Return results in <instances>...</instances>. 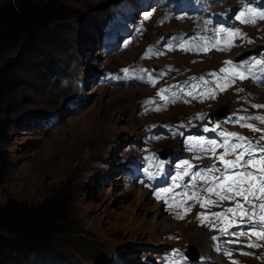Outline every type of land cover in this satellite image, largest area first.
Segmentation results:
<instances>
[{"label":"rangeland","instance_id":"obj_1","mask_svg":"<svg viewBox=\"0 0 264 264\" xmlns=\"http://www.w3.org/2000/svg\"><path fill=\"white\" fill-rule=\"evenodd\" d=\"M16 1L0 0V8ZM33 1L52 3L65 12L66 19L50 29L62 40V46L45 41L26 58L16 47L6 50L0 60L2 69L21 57L38 73L13 100L14 126L3 143L9 164L0 187V206L22 204L33 209L58 193L66 194L72 203L64 223L66 232L55 238L50 250L32 249L29 263L104 264L119 260L121 264H160L164 251L172 252L182 245L206 262L217 264L213 255L204 253L207 250L200 244L204 237L209 246L227 244L220 245L224 251L217 258L223 261L218 264L233 262L238 246L243 247L248 237L240 236L241 243H228L236 237L227 238L220 229L232 223V232L238 228L235 225H249L248 221L232 213L216 220L212 213L235 207L237 201L244 203L241 198L201 208L188 200L193 192H199L202 200H216L203 191L211 185L203 184L175 198L187 200L186 207L191 205L184 219H176V211L183 209L169 215L153 203L142 185L152 179L148 173L161 164L160 152L172 148L182 155L183 162V144L199 148L195 141L202 139L207 146L206 141L217 136L222 142L221 131L264 147L261 132L236 123L239 116H264V108L252 107L264 105V88L256 87L257 79L249 76L220 91L210 75L223 77L221 69L227 67L226 61L243 63L247 68L252 57L264 59V20L246 25L236 19L249 9L264 12V0ZM221 28L238 29L247 39H235L228 51L183 50L221 39L217 36ZM257 47L260 51L255 56L233 61ZM123 69H128L129 75ZM255 72L264 75L259 69ZM161 90H168L164 93L168 103L161 99ZM209 90L215 91V98L203 97ZM189 92L192 95H187ZM149 100L155 103L146 104ZM224 106L232 115L212 119L211 115ZM156 107L161 110H152ZM247 122L264 130L259 121ZM206 127L210 129L207 132ZM193 128L199 132L185 139ZM213 128L216 130L211 131ZM223 149L217 148L218 153L207 161L220 162L217 157ZM134 159L144 163L140 186L132 183ZM225 159L234 160L235 156ZM198 160L194 163L205 161ZM176 192L185 193L182 184ZM201 213L210 216L208 224L198 223ZM144 222L147 231L139 235ZM208 234L217 239L210 240ZM225 251L232 255H225ZM174 253L165 257L167 263L181 255L179 250Z\"/></svg>","mask_w":264,"mask_h":264},{"label":"snow or ice","instance_id":"obj_2","mask_svg":"<svg viewBox=\"0 0 264 264\" xmlns=\"http://www.w3.org/2000/svg\"><path fill=\"white\" fill-rule=\"evenodd\" d=\"M236 19L240 21L242 24L246 25H255L257 19L264 20V12H258L252 9H249L247 12H240L239 15L236 16ZM218 37H222L221 39H215L211 43H205L202 46H199L195 49L184 48L185 51H199V52H207L210 49H216L219 51H228L231 47L234 46L233 41L235 39H247L244 34L236 29V30H225L223 28L219 29L217 32ZM248 43H252L251 40L247 41ZM183 47V46H181ZM151 52V50H149ZM153 55H159L160 53H152ZM227 67L222 68L221 72L225 75L223 77L217 76L216 73H210L215 80L213 81L215 88L220 91H225L229 88L232 83L236 79L244 80L249 78L252 79H260L258 75H256L255 70L259 69L261 73H264V59L252 57L251 62L248 64L247 68H245L244 64L233 65L231 61L225 62ZM243 69V70H242ZM125 75H129L128 69L122 70ZM204 84H208V81H203ZM168 90H161L159 95L161 99L166 103L169 102L168 97L164 95ZM187 95H192L191 92L187 93ZM204 98H215V91L209 90L206 93L202 94ZM171 102H174L172 100ZM146 104H153L154 101H146ZM252 107L260 109L264 108V105H252ZM154 111H160V107H156L152 109ZM199 118H203L202 116ZM254 120L259 121L264 124V116H255V117H246L239 116L236 118V123L239 124L240 127L248 128L253 132H261L260 140L264 141V130L256 128L253 124L248 123L247 121ZM218 127V125H217ZM207 127L204 131H209ZM213 128L211 131H215ZM220 136L224 137V140L221 143H218L216 140H210L207 142V146H205L204 140H197L195 144L200 146V150L205 153H211L215 155V150L219 147L224 148L223 154H221L217 159L223 165V172L220 173L219 176L209 177L207 173L201 174L199 172L193 174V180L201 178L204 180L205 184H210L211 186L203 189L209 197L215 196L216 200L211 198L201 199L199 192H193L191 196L188 197V200H191L195 203H199L201 208H207L209 206H219V202L222 201H233L236 198H241L244 203H240L237 201L235 207L227 208L223 212L212 213V218L216 220H221L225 213H232L234 216H239L241 221H248L250 227L248 230L241 231L238 234L232 233L229 231L231 227L234 225L230 223L228 227L221 228L220 231L225 236H236L235 240H229L228 243H241L239 237L246 236L248 237L247 242L244 244L245 247L249 248H259L264 247L262 244H258L252 240V237H255L257 241H264V147H256L253 143L247 140L246 137L239 136L236 133H228L221 131L219 133ZM190 143H192L190 141ZM242 149L237 154V150ZM191 150V149H190ZM235 155L234 160L225 159L227 156ZM199 158V157H197ZM150 161L152 157H147ZM151 166V165H150ZM179 167H184V173H177V175L173 178L175 180L183 179V176L189 175V170L193 167L192 164L189 163L188 160H184L182 164L178 165ZM159 169L163 168V164L161 163L158 166ZM248 169H253L249 171ZM220 169L212 166L207 169V172H219ZM155 174L149 172V178H152ZM179 187V184L175 185ZM173 192V188H166L162 191H157L155 193L157 199H163L168 209L171 210H179L183 209V211H176V219H184V216L191 211V205H187V200L176 201L175 196L169 197L168 194ZM181 195H187V193H181ZM171 199L173 202H169ZM197 221L199 224L204 225L209 222V217L204 215L203 213L198 214ZM214 227V225H211ZM237 227H241L242 225H235ZM216 240V237H213ZM217 251H220V248L217 247ZM178 254V253H177ZM225 255L231 256V251H225ZM240 255H251V253L241 251ZM172 264H178V262H172ZM232 264H237L236 261H233Z\"/></svg>","mask_w":264,"mask_h":264},{"label":"trees","instance_id":"obj_3","mask_svg":"<svg viewBox=\"0 0 264 264\" xmlns=\"http://www.w3.org/2000/svg\"><path fill=\"white\" fill-rule=\"evenodd\" d=\"M66 19L65 12L52 3L17 0L0 8V60L8 49L20 47L22 58L45 41L62 46V40L50 31ZM21 57L0 69V187L9 164V152L3 143L14 126L13 100L37 71ZM71 199L58 193L36 208L26 205L0 206V264H30L28 253L34 249L50 250L57 236L66 232Z\"/></svg>","mask_w":264,"mask_h":264},{"label":"bare ground","instance_id":"obj_4","mask_svg":"<svg viewBox=\"0 0 264 264\" xmlns=\"http://www.w3.org/2000/svg\"><path fill=\"white\" fill-rule=\"evenodd\" d=\"M258 47L256 49H251V50H248V51H245L244 53L240 54L237 59H235L236 62H239L241 61L242 59H246L248 58L249 56H252V55H256L258 53ZM178 122V121H176ZM230 208V207H229ZM147 223L144 222L142 224V227L140 228V233H145L147 231ZM248 227H250V225H244V226H241V227H238L237 229L233 230L232 233H236L238 234L237 232L243 230V231H247L248 230ZM234 231H237V232H234ZM210 235V234H208ZM214 235H210V240L213 239ZM236 236H227V238H235ZM209 238V237H208ZM197 240H201V238L199 237H196ZM207 238H203L200 242V244L202 245V247L207 250V252H204L205 254L207 253L206 256H214V254H216L218 256V254L222 253L224 250H221L220 251H217V247L220 248V245H227V244H223L221 243L220 245L216 244V243H213V245L209 246L207 244V241L206 240ZM254 242L258 243V244H262L264 245V241H257L255 238L253 239ZM237 246V245H236ZM238 249L239 251L237 252V254L235 255L237 257V260L241 263V264H264V247H259V248H249V247H245V246H238ZM243 251V252H248V253H251V255H240L239 253ZM223 260L222 258H217L215 259V263H221ZM204 264H211L209 262H206L204 261L203 262Z\"/></svg>","mask_w":264,"mask_h":264},{"label":"water","instance_id":"obj_5","mask_svg":"<svg viewBox=\"0 0 264 264\" xmlns=\"http://www.w3.org/2000/svg\"><path fill=\"white\" fill-rule=\"evenodd\" d=\"M236 59H237V57H236ZM228 115H230V111L224 106V107L220 108V110L215 112L214 115L212 114L211 117L215 118L217 120H220V119L226 118ZM173 153H174L173 149H168L166 151L160 152L163 159L169 158ZM189 257L194 260L195 258L198 257V254L194 252L193 254H190Z\"/></svg>","mask_w":264,"mask_h":264}]
</instances>
